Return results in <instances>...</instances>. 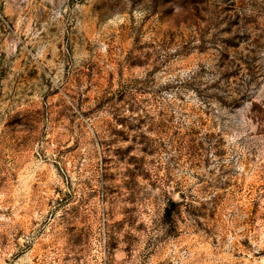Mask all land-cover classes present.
Wrapping results in <instances>:
<instances>
[{"label":"rangeland","instance_id":"374dc122","mask_svg":"<svg viewBox=\"0 0 264 264\" xmlns=\"http://www.w3.org/2000/svg\"><path fill=\"white\" fill-rule=\"evenodd\" d=\"M0 264H264V0H0Z\"/></svg>","mask_w":264,"mask_h":264}]
</instances>
